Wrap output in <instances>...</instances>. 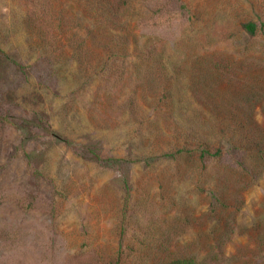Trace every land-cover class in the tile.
<instances>
[{
  "label": "rangeland",
  "instance_id": "374dc122",
  "mask_svg": "<svg viewBox=\"0 0 264 264\" xmlns=\"http://www.w3.org/2000/svg\"><path fill=\"white\" fill-rule=\"evenodd\" d=\"M102 1L114 8L100 26L95 0H0V264H146L163 257L165 241L202 249L218 224L191 214L205 215L206 203L188 178L170 181L164 161L146 165L153 148L164 150L153 138L167 121L149 105L163 99L150 67L130 53L134 39L161 53L159 85L185 86L187 110L175 111L188 116L191 87L214 80V65L240 79L242 60L264 46V34L243 29L264 24V0ZM238 81L240 91L253 83ZM263 199L264 174L243 193L224 257L264 264L247 237Z\"/></svg>",
  "mask_w": 264,
  "mask_h": 264
},
{
  "label": "trees",
  "instance_id": "16d2710c",
  "mask_svg": "<svg viewBox=\"0 0 264 264\" xmlns=\"http://www.w3.org/2000/svg\"><path fill=\"white\" fill-rule=\"evenodd\" d=\"M95 4L100 6L99 10L105 20L99 22V25L110 24L107 16L114 7L102 0H95ZM125 25L128 31L132 24L127 22ZM243 29L248 38H257L264 34V24L257 25L252 21L244 23ZM125 36L128 40L134 39L129 33ZM133 42L136 45V53L130 54L139 68L146 67L144 70H147V67H150L153 73L151 83L162 93L163 99L161 96L157 99L154 95L151 97L154 102L149 105L156 104V110L164 112V118L161 120L167 121L163 131L158 128L159 131L153 138L166 142L164 150L158 153L157 148H153L151 157L146 159V165L164 161L175 170L172 175L170 169L167 175L170 181L172 178H188L200 199L203 198L206 203L205 215L199 210H192L191 214L195 213V218L199 220L214 218L218 222L209 227L210 234L207 236H211V239L201 247L202 249L188 254L184 253L185 246L178 245L175 250L165 241L160 244L165 251L163 257L153 258L146 264H224L229 261L234 264H263L255 261L254 254L252 258H236L235 253L224 257L223 252L235 231L233 215L243 204V193L264 174V119L261 122L255 119L257 107L264 102V76L261 74L264 72V46H258L252 57L246 56L247 58L242 60L244 68L241 74L244 73V76L240 79L251 80L252 84L247 83L243 91L238 90L236 81L240 79L230 73L228 66L226 68L222 67L221 63L216 64L213 68L214 73L216 72L214 80L206 77L198 87H191L195 94L194 103H197L195 113L188 114L189 117H179L176 115V109L187 110L181 106L185 86L179 87L180 96L176 101L177 78H174L172 83L171 78L166 77L159 85L161 76L156 73L163 70L161 53L145 43L142 47L135 39ZM127 47L128 49L124 47L123 56L130 50V47ZM249 53L244 52L245 55ZM217 62L219 61L213 60L212 63ZM224 62L231 64L229 60ZM180 71L181 67H178L176 72L180 74ZM114 185L128 191L126 178L115 180ZM247 237L248 244L254 246L253 249L264 251V199L258 204L256 217L248 228Z\"/></svg>",
  "mask_w": 264,
  "mask_h": 264
}]
</instances>
